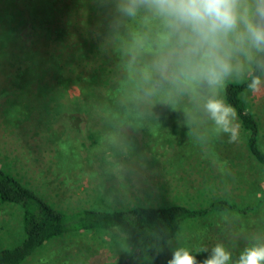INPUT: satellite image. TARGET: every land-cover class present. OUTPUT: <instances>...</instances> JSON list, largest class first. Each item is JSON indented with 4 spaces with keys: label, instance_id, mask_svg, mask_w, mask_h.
Listing matches in <instances>:
<instances>
[{
    "label": "rangeland",
    "instance_id": "1",
    "mask_svg": "<svg viewBox=\"0 0 264 264\" xmlns=\"http://www.w3.org/2000/svg\"><path fill=\"white\" fill-rule=\"evenodd\" d=\"M9 13L14 15L12 19L6 15ZM117 14L115 0H0V162L66 212L93 206L126 209L139 204L200 207L234 190L229 181L232 175L247 184L258 176L262 180L261 169L259 172V168L241 157L236 161L239 166L232 167L229 154L233 153V147L235 151H245L239 124L234 122L238 139L230 143L229 151H224L222 140L228 139V135L216 131L205 110L208 99L222 100V90L209 86V94H205L198 91L202 79L189 76V80H180L181 66L174 52L166 53L165 61L157 65L175 92L165 102L166 111L170 112L164 114V124L168 122L160 137L140 132L122 138L124 141L120 140L122 143L115 149L93 151L78 147L74 152L70 148L71 139L84 138L90 145L87 130L98 129L104 122L93 107L99 100L88 98V103L84 97L76 100L75 81L70 82L71 90L64 95L57 89L61 108L70 110L76 103L77 107L85 106L74 116L67 110L45 115L39 98L27 102L20 96L32 79L25 67L30 63L23 53L30 49L32 41L38 39L41 45L40 40L47 34L56 37V31L65 28L71 18L78 22L77 28L71 25L66 29L64 37H68V42L76 41L77 37H100L95 32L105 28L111 18L112 24ZM118 29L133 37L131 30ZM56 46L59 47L50 40L49 50L55 60L68 62L64 51L54 50ZM103 47L107 49L108 44L99 49ZM241 63L242 74L234 73L224 82L241 81L250 75L251 63L243 58ZM86 85L93 86L90 81ZM34 86L37 88V83ZM246 99L261 123L264 148V86L258 93H247ZM50 126L57 132L51 131ZM74 128L80 131L78 136ZM195 143L193 153L185 154L184 148L188 150L186 147ZM20 227V210L0 205V249L21 240ZM260 243H264V213L213 214L192 220L185 225L175 245L189 249L202 261L211 255L216 244H223L231 253L230 264H235L246 247ZM192 244L193 250L188 248ZM125 252L124 246L106 232L76 233L49 242L25 264H121Z\"/></svg>",
    "mask_w": 264,
    "mask_h": 264
},
{
    "label": "trees",
    "instance_id": "2",
    "mask_svg": "<svg viewBox=\"0 0 264 264\" xmlns=\"http://www.w3.org/2000/svg\"><path fill=\"white\" fill-rule=\"evenodd\" d=\"M6 15L9 19L14 17L12 13ZM111 19L100 32L94 30L96 36L100 37H77L76 41L70 43L68 37H64L66 29L71 25L77 28L78 22V19L71 18L65 28L56 31V37H49L47 34V37L41 38V45L35 39L30 49L23 52L30 63L25 67L27 66L26 71L31 74L32 79L20 92V96L27 102L39 98L45 115L53 112L60 114L67 110L61 108V97L57 89L64 95L71 90L69 84L72 81L76 82L75 87L78 88L75 89L78 90L76 100L82 97L85 98V103H88V98L99 100L96 105H92L102 115V126L87 130L86 137L92 140L90 145L87 140L83 141V137V140L78 138L82 143L73 137L70 145L73 151L78 147L93 151L115 149L124 141L122 138L126 139L140 132L160 137L168 122L166 117L164 124V114L170 112L166 111L168 108L165 107V102L170 101L175 92L157 70V65L165 61L166 53H173L174 41L166 37V30L158 19L143 12L135 18L117 14L112 24ZM118 28L131 30L133 37ZM50 40L59 45L55 47V51H64L68 62L55 60L53 52L49 50ZM106 43L107 49H99ZM254 76L263 80L264 69L252 62L250 75L246 79L226 81L218 87L222 90V100L236 109V122L245 144L244 152L239 149L235 151L234 147L233 153L230 152L232 167L239 166L236 161L241 157L259 168V172L261 169L262 180L258 176L255 181L247 184L239 180L237 175H232L229 181L236 188L200 207L179 203L163 206L139 204L126 209L93 206L77 212H66L40 191L24 183L0 162V205H12L21 212V240L16 245L0 249V264H25L49 242L65 235L89 232H106L119 241L126 250L121 264H166L171 258V252L177 248L175 243L179 234L190 221L213 214L264 213L262 126L253 105L246 99V94L251 92L248 83ZM179 77L180 80L190 79L183 72ZM87 81L93 86H85ZM61 84L63 87L59 88L57 85ZM208 89L209 85L202 80L198 91L209 94ZM77 104L67 110V113L74 116L85 110V106L77 107ZM52 128L50 126L51 131L57 132ZM74 129L78 136L80 131L78 128ZM219 140L217 142L221 144ZM227 140H222V144L226 146L224 151L231 148ZM189 145L186 147L188 150L184 148L185 154H192L195 150L196 143ZM193 246L194 244L188 248L193 250Z\"/></svg>",
    "mask_w": 264,
    "mask_h": 264
},
{
    "label": "clouds",
    "instance_id": "3",
    "mask_svg": "<svg viewBox=\"0 0 264 264\" xmlns=\"http://www.w3.org/2000/svg\"><path fill=\"white\" fill-rule=\"evenodd\" d=\"M115 11L135 18L142 12L158 19L166 37L174 41L173 52L180 70L209 86H220L226 78L240 76L244 62L264 69V0H115ZM264 81L254 76L248 89L260 92ZM206 112L218 133L228 142L238 139L235 107L217 98L208 99ZM231 253L216 244L211 255L198 260L189 249L171 252L166 264H230ZM235 264H264V243L246 247Z\"/></svg>",
    "mask_w": 264,
    "mask_h": 264
}]
</instances>
